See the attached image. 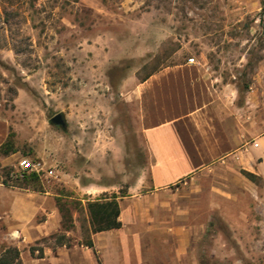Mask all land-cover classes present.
<instances>
[{
	"label": "rangeland",
	"instance_id": "374dc122",
	"mask_svg": "<svg viewBox=\"0 0 264 264\" xmlns=\"http://www.w3.org/2000/svg\"><path fill=\"white\" fill-rule=\"evenodd\" d=\"M189 57L216 85L235 90L236 105L249 100L264 113V0H0V115L15 148L0 166V255L14 247L22 264L21 253L38 258L43 247H69L73 218L86 243V199L148 190L150 165L128 93ZM58 113L64 127L50 123ZM255 141L246 142L243 164L219 162L141 199L153 210L139 223L126 212L140 240L128 263L264 264V180L241 174L264 154V138L259 148ZM21 156L40 159L57 177H10ZM10 187L59 194L73 228L61 220L58 232L23 244L7 217Z\"/></svg>",
	"mask_w": 264,
	"mask_h": 264
},
{
	"label": "crops",
	"instance_id": "0c3cea01",
	"mask_svg": "<svg viewBox=\"0 0 264 264\" xmlns=\"http://www.w3.org/2000/svg\"><path fill=\"white\" fill-rule=\"evenodd\" d=\"M215 81L200 64L175 63L134 82L128 95L134 102L136 132L150 165L148 190L143 194L112 193L119 207L120 228L91 233L85 214L84 231L89 232V239L82 243V226L73 218L75 237L69 247H43L38 258L22 257L21 253L22 264H129L130 247L137 246L140 240L128 231L126 212L132 210L134 221L139 223L153 210L150 205L141 207L144 197L161 194L176 182L219 162L234 159L243 164L249 138H255L254 148L260 146L258 138H264V113H260L263 107L249 100L236 105L235 90L216 85ZM7 136L8 124L0 115V145ZM8 155L0 153V166L8 163ZM255 156L258 159L245 169L264 180V170L259 167L264 154ZM9 189L7 217L23 244L30 245L61 229L56 201L59 194ZM70 233L66 231V235ZM89 240L92 247L85 245Z\"/></svg>",
	"mask_w": 264,
	"mask_h": 264
},
{
	"label": "trees",
	"instance_id": "16d2710c",
	"mask_svg": "<svg viewBox=\"0 0 264 264\" xmlns=\"http://www.w3.org/2000/svg\"><path fill=\"white\" fill-rule=\"evenodd\" d=\"M10 137L11 134H8L6 140L0 145V153L2 155H8L15 151ZM30 158L38 159L33 156H30ZM9 171L10 169L2 168V172L5 176L9 175ZM241 174L251 182H255L257 179H260L254 173L246 170H241ZM18 180L22 183L37 182V177L33 174H30ZM115 197L116 196L112 194L109 198L104 196L98 199L87 201L85 203V209L87 212L89 229L91 233L120 228L121 223L118 220L119 207ZM57 205L58 211L61 216L63 229H72L73 224L71 222V214L69 210L65 209L61 204L57 203ZM65 222L68 224L64 225ZM85 245L88 247H92V243L90 240ZM30 251L33 252V249H30ZM39 254L40 255L38 257L41 256V251H39ZM0 264H20L19 251L14 247L6 248L0 255Z\"/></svg>",
	"mask_w": 264,
	"mask_h": 264
},
{
	"label": "built area",
	"instance_id": "2783aa9c",
	"mask_svg": "<svg viewBox=\"0 0 264 264\" xmlns=\"http://www.w3.org/2000/svg\"><path fill=\"white\" fill-rule=\"evenodd\" d=\"M186 63L199 65V62L194 57L187 58ZM30 174L35 175L41 181H48L57 177L53 169L46 167L42 161L23 156L17 160L15 170L11 172L10 177L22 179L24 176Z\"/></svg>",
	"mask_w": 264,
	"mask_h": 264
},
{
	"label": "water",
	"instance_id": "95a60500",
	"mask_svg": "<svg viewBox=\"0 0 264 264\" xmlns=\"http://www.w3.org/2000/svg\"><path fill=\"white\" fill-rule=\"evenodd\" d=\"M50 123L55 125V126H60L64 127L65 126V121L62 116V114H55L53 117L50 118Z\"/></svg>",
	"mask_w": 264,
	"mask_h": 264
}]
</instances>
